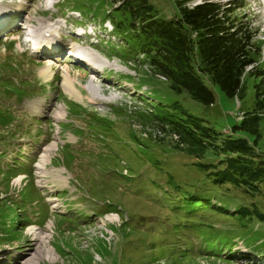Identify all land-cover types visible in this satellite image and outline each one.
Returning a JSON list of instances; mask_svg holds the SVG:
<instances>
[{
  "label": "rangeland",
  "instance_id": "obj_1",
  "mask_svg": "<svg viewBox=\"0 0 264 264\" xmlns=\"http://www.w3.org/2000/svg\"><path fill=\"white\" fill-rule=\"evenodd\" d=\"M113 1L64 0L65 4L52 5L48 0H0V7L9 5L17 8L12 14H19L21 21L18 23L22 26L26 27V18L34 21L37 42L44 37L52 41L58 39L64 48L75 45L95 60L97 67L94 71L99 73V78H95L94 72H86L83 66H76L72 62L61 63L54 59L47 61L30 56L23 44L28 33L0 37V72L10 70L6 73V78L11 79L19 88H29V91L22 92L20 96L14 92L0 91V106L13 114L12 122L0 127L1 137L5 140L4 144L0 143V160L3 161L0 168L5 169L7 164L13 166L19 150L22 151L19 160L25 165L29 163L26 158L36 156L32 164V176L20 172L7 178L5 172L8 169L0 171V202H4V212L0 209V264L18 263L17 259L24 254L26 255L20 260L32 255L34 263L51 264L47 257H40L35 251L37 240L29 231L35 227L36 231L51 234V241L47 246L55 254L52 264H264V250L258 248V244L264 243V236L257 238L255 243L251 241L255 234L264 235V187L237 186L225 179L222 180L223 183L207 182L208 172L225 167V163L216 158L223 156L222 151L219 150V155L206 153L213 166L201 170L195 155L185 153L182 150L184 144H180L179 139L176 140L173 133L156 120L154 112L162 105L161 100L166 102L171 95L163 77L153 75L154 80L146 81L143 74L148 71L147 63L119 55L122 49L115 46L120 44V38L117 40L118 37H111L103 30H94L95 33L90 36L86 34L98 22L102 26L106 20L104 26H111L110 17L107 16L115 13H112L111 8ZM199 1L201 0H188L186 5L191 6ZM214 1L220 2L224 7L236 1L242 4L243 7L236 9L233 14L238 21L252 27L253 43L261 45V48L258 46L256 61L253 65H248L249 71L251 67L254 68L250 74L243 76L244 85L237 97L229 98L214 88L215 102L210 106H202L191 100L189 106L181 102L190 112H198L212 120L215 131L222 137L224 134L231 136V127L241 121L244 126H249L253 123L252 119L256 118L254 115L264 116L262 99L259 100L260 105L258 102L252 109L247 106L252 104L247 101H253V85L259 79L258 70L264 67V0ZM151 2L163 15L177 14L179 2L176 3V0ZM17 4H21L22 8ZM71 7L80 10L85 16L70 13ZM74 26H81V30L85 32L84 38L72 37L78 33L70 31ZM96 34L101 37H96ZM52 50L60 48L44 49L45 58L52 55ZM111 62L116 66L113 67ZM47 63H50L52 71L50 74H43L41 69ZM64 69L71 74L76 89L80 92L77 95L79 98L75 99L65 93L61 85ZM54 72L56 74L53 75ZM24 81L27 84L22 83ZM174 98L182 101L188 99L185 95ZM63 100L68 103L67 106ZM80 105L84 108L76 111V106ZM57 106L64 110L59 119L54 118V114L58 112ZM245 108L247 111H244ZM121 109L127 112L123 117L116 113ZM136 111L140 114H135ZM140 111L151 115L153 120H147ZM258 111L260 114H257ZM91 115L114 121L113 129L121 124L133 132L136 136L132 138L133 147H123L117 151L118 156L123 150L126 151L125 158L121 156L117 162L114 160L115 148L106 140L98 124L93 122L89 127ZM224 129L227 130L225 133ZM238 135H243L249 145L255 148L251 156L252 166H255L252 174L264 176V121L256 133L246 135L239 132ZM96 136L100 137L101 146L89 139ZM119 136L121 137L120 134ZM55 140L58 146L45 155L46 163L42 169L46 173L41 174L38 165L44 149ZM66 143L68 146H65ZM165 146L168 147L167 153L160 151ZM70 150L74 151L72 158L67 157ZM80 151L89 153H79ZM134 156L141 157L145 163L150 162L152 168L164 166L152 174L157 183H139L133 190V183L129 180L143 177V170L146 168L140 160L135 164L139 173L134 172L139 177L131 175V171H128L131 175L129 177L125 174L124 177L120 176L121 166L125 164L127 168V163ZM101 157L109 158L107 169L101 165ZM184 166L187 171L183 170ZM168 173H178L182 184H195L198 187L207 184L212 193L211 202L224 207V213L213 218L216 219V227L227 231L229 226L234 235H237L232 247L235 256L228 255L229 252L224 250L221 254L205 253L198 245L200 240L196 235H191L193 248L188 249L190 253L177 251L165 242V236H171V229L162 226L160 222L161 219L167 220V212L162 209L164 189H169L165 186ZM101 174L111 184L108 180H102ZM63 176L67 178L66 182ZM34 189L40 190V197L34 192L33 200L22 199L23 194L31 195ZM92 202L101 207L113 204L114 210L110 214L118 220L120 216L121 223L118 224L117 220L114 224L107 225L109 222L102 218L109 214L95 222H86L88 219L81 217L82 214L93 215V211L101 210L95 208V204L90 205ZM236 205L247 209L245 215L252 216V219L244 217L242 227L235 221L240 211ZM76 207H83L82 214L79 209L72 211ZM66 213L69 217H64ZM15 214L21 215L19 221L14 220ZM30 218L32 221L28 224L27 219ZM49 221L53 222L52 229L45 227ZM172 240H178L176 242L179 245L187 248L182 237H172Z\"/></svg>",
  "mask_w": 264,
  "mask_h": 264
},
{
  "label": "trees",
  "instance_id": "obj_2",
  "mask_svg": "<svg viewBox=\"0 0 264 264\" xmlns=\"http://www.w3.org/2000/svg\"><path fill=\"white\" fill-rule=\"evenodd\" d=\"M113 2L114 5L111 8L112 13H115L107 17H110L111 26L115 29L114 35L120 38L122 49L120 55L127 59L134 58L137 62L145 61L148 71L144 72L143 77L146 81L154 80V75L163 77L167 82L168 92L171 94L169 95L170 100L166 102L161 100L162 105L154 112L156 120L166 126L176 140L179 139L180 144H184L182 150L185 153L195 155L198 159L197 165L201 170L213 166L208 160L209 157H206V153L219 155V150L222 151L223 156L216 158L225 163V167L208 172L207 182L223 183L222 180L225 179L237 186L262 185L264 187V176L252 174L255 166H252L251 156L255 148L249 145L243 135H238L239 132L246 135L256 133L264 121V116L254 115L256 118L252 119L253 123L249 126H244L241 121L240 124L231 127L233 131L231 136L224 134L221 137L218 131H215L212 120L198 112H190L187 107L191 104L190 100L202 106L212 105L215 102L214 88L229 98L237 97L241 93L244 85L243 76L250 74L254 68V66L251 67L249 71L248 65L254 64L259 47L261 48L260 44L258 47L253 43L252 27L238 21L233 14L236 9L243 7L242 4L236 1L224 7L214 0H201L194 5L187 6L188 0H176V3L179 2L177 14L166 16L155 8L151 0ZM4 73L5 71L0 72V91L21 92V88L5 78ZM258 73L259 79L253 85V101H247L252 104H246L251 109L258 102L260 105L259 100L264 101V67L258 70ZM181 95H185L188 99L182 101L174 98V96ZM181 102L187 106H183ZM7 111L5 107L0 106V127L9 123L13 118V115ZM244 111L247 109L245 108ZM140 112L145 114L147 120H153L148 113ZM116 113L123 117L127 112L121 109ZM135 114L140 113L136 111ZM257 114H260V111ZM93 122L98 124L106 140L115 148L113 158L116 162L117 159L119 160L117 154L119 149L133 147L131 146L132 138L136 136L129 128L117 124L116 129H113L114 121L100 119L96 115L93 116ZM223 131L225 133L227 130ZM0 143H5L1 134ZM160 151L167 153L168 147H161ZM131 158V162L127 161V168L129 172H133L131 175L134 177H139L134 173H139L135 166L137 160L143 162L146 167L143 170V177L129 180L133 183V190L139 183L144 185L147 182L150 185L156 182L152 174L156 169L164 168V166L152 168L150 162L145 163L141 157ZM109 163V158L101 157V165L104 169H107ZM16 164L22 165L21 162ZM7 169L5 172L7 178L22 171L21 168L12 169L10 165ZM183 170L187 171L186 166ZM23 171L27 173V176H32V168ZM167 175L168 182L165 186L169 189H164L165 201L162 210H166V219L174 224L170 231L171 236L182 237L187 247L193 245L191 235H196L201 240V246L205 245L216 251H221V247L231 249L237 235H234L229 226L227 231L216 227V219L213 218L224 213L222 212L224 207L211 202L212 193L207 184L204 183L201 187L189 183L182 184L179 182L178 173ZM108 183H110L109 180ZM34 192L38 195L40 193L38 189H34L31 195L23 194L22 199L33 200ZM106 207L107 211L114 210L113 204H108ZM236 208L240 211L235 221L242 227L244 217L252 219V216L251 214L245 215L247 209L244 207L236 205ZM19 219L20 215L15 214L14 220L19 221ZM29 220L27 219V222ZM211 234L214 235L211 236ZM262 236L264 235H253L252 243ZM210 237L213 238L210 239ZM258 245H260L259 249L264 250V243ZM228 254L235 256L231 251Z\"/></svg>",
  "mask_w": 264,
  "mask_h": 264
},
{
  "label": "bare ground",
  "instance_id": "obj_3",
  "mask_svg": "<svg viewBox=\"0 0 264 264\" xmlns=\"http://www.w3.org/2000/svg\"><path fill=\"white\" fill-rule=\"evenodd\" d=\"M263 5H264V3H263ZM11 8L13 9V10H11V9H9V13L11 12V11H14V10H16L17 8H14V7H12L11 6ZM20 8H22L21 6H20ZM0 12H3L4 14L7 12V7H4V6H2V7H0ZM27 19V18H26ZM25 19V20H26ZM31 20V19H30ZM26 24V21H24V23H23V25H25ZM94 30H103V31H107V33L109 34V35H112V34H114V32H115V29H114V27L113 26H110V27H107V26H104V25H102L101 26V23L100 22H98V23H96L95 25H93L91 28H90V31L89 32H87L86 31V34L87 35H89L90 36V34H92V33H95L94 32ZM109 35H106V36H109ZM96 37H101V36H98V34H96ZM115 37V36H114ZM50 41V40H49ZM88 41H90V39L88 40ZM61 45V44H60ZM59 45V46H60ZM37 48L38 49H41V50H43V47L41 46V43L40 44H38V46H37ZM75 48H78L77 46H75V45H71L70 47H67V48H62V50L63 51H65L66 52V54H68L69 56L70 55H75V54H77L76 53V51H79V50H75ZM38 49H34V50H38ZM56 56V52L55 51H53V55H52V58H54ZM83 56H84V58H82V57H80L79 56V58L80 59H82L81 61L84 63V66H86L87 68H91V66H93L94 64H95V60L94 59H92V58H90V56L88 55V54H83ZM106 60H107V62L109 61L106 57H104ZM84 60V61H83ZM82 64V63H81ZM113 67H115L116 66V64H113V62H111L110 63ZM43 69H41V72L43 73V74H50V71H52L51 70V66H50V63H47V64H45V66L44 67H42ZM94 68H96V67H94ZM53 75L54 74H56L55 72L54 73H52ZM72 76H71V74L66 70V69H64L63 70V82H62V87H63V89L65 90V93H67L69 96H71V97H73V98H79V96H77L78 94H80V92H78L77 91V89H76V86H75V84H74V81L72 80V78H71ZM103 77V76H102ZM73 94H72V93ZM63 103H64V105H68V103H66L64 100H63ZM57 110H58V112L56 113V114H54V118L55 119H59L60 118V115H61V113L64 111L61 107H59V106H57ZM80 135H82V134H80ZM90 140H93L94 142L96 141L100 146H101V139H100V137L99 136H96V138H89ZM61 142H63V139H61ZM52 143V144H51ZM48 146H46L45 147V149H44V152H43V157L41 158V161L39 162V165H38V169H41V174H45L46 172L42 169L43 168V166L45 165V163H46V157H45V155L47 156L49 153H50V151H52V150H54L57 146H58V142L55 140V141H52ZM65 146H68V144L66 143L65 144ZM99 146V147H100ZM72 152H74L73 150H70L68 153H67V157L68 158H72ZM48 153V154H47ZM78 153V152H77ZM79 153H89V151H80ZM127 155V153H126V151H122L121 153H120V156L119 157H121V156H123L124 158H125V156ZM122 161H124V159H121ZM63 180H64V182H66L67 181V178H66V176H63ZM72 183V182H71ZM7 198V197H6ZM20 203V202H19ZM18 203V204H19ZM8 205V204H7ZM0 209H2L3 210V212H4V202H0ZM21 213V212H20ZM21 216V215H20ZM102 219H105V220H107L109 223L107 224V225H111V224H114L118 219H116V218H114V217H112V214H110V215H108V216H106L105 218H102ZM118 224H120V216H119V220H118V222H117ZM52 226H53V222L51 221H49V222H47L46 223V225H45V227H46V229L48 228H50L51 227V229H52ZM31 230H29L30 231V233L31 234H34L35 235V240H37V246H36V248H35V251L37 252V255H39L40 257H42V255H43V257L44 258H48L49 259V263H53V254H54V251L50 248V246L48 247L47 245H49L50 244V241H51V234H49V235H47V234H45V232L44 231H42V230H38V231H36L37 230V227H35V228H30ZM51 232H53V231H51ZM39 242V243H38ZM54 250H55V248H54ZM24 255H26V254H24ZM24 255H21L18 259H17V261H18V263L19 264H37V261L34 263V260H32L31 259V257H32V255H29V257H27V258H25L24 260H20V259H22V256H24ZM55 255V254H54ZM34 259L36 260V256L34 257ZM18 263H15V264H18Z\"/></svg>",
  "mask_w": 264,
  "mask_h": 264
}]
</instances>
